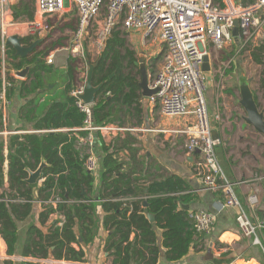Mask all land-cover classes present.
I'll use <instances>...</instances> for the list:
<instances>
[{
    "label": "trees",
    "instance_id": "16d2710c",
    "mask_svg": "<svg viewBox=\"0 0 264 264\" xmlns=\"http://www.w3.org/2000/svg\"><path fill=\"white\" fill-rule=\"evenodd\" d=\"M26 1L18 0L13 6L14 19L33 18L34 0ZM75 26L66 25L71 30ZM33 40L24 38L23 44L28 46ZM239 47L233 46L230 59L240 57L246 50ZM37 48L24 59L14 57L11 47L6 49L11 61L7 67L14 71L37 62L24 81L18 85L10 81L7 95L9 98L16 90L22 101L18 110L22 122L19 130L42 132L13 134L6 141L0 140V238L6 254H16L23 230V258L51 264L83 263L84 247L92 244L103 230V251L111 258V264H156L161 248L168 263H178L187 256L196 235L189 213L183 208L195 197L182 195L185 186L178 177H153L148 170V158L140 154L132 130L144 121L147 99L138 86L137 77L141 76L135 52L128 48L122 33L115 30L93 62L92 85L102 86L91 106L92 124L96 128L114 124L127 129L109 142L99 131L93 133L94 153L99 162L97 182L85 168L86 156L80 157L74 147L76 139L85 135L80 131L85 116L76 106V98L70 96L75 87L74 59L68 58L66 69L59 72L65 78L60 99L55 87L49 88L53 84L48 76L56 68L45 64L48 52ZM250 55L256 65L264 64V42L253 46ZM235 60L230 70H225L226 75L234 72ZM261 74L260 86L264 88V71ZM254 100L259 108L255 94ZM62 116L67 131L45 132ZM3 129L0 113V132ZM42 162V182L29 185L27 170L35 171ZM55 196L62 202L54 206ZM36 204L40 205L36 219L25 226Z\"/></svg>",
    "mask_w": 264,
    "mask_h": 264
},
{
    "label": "built area",
    "instance_id": "2783aa9c",
    "mask_svg": "<svg viewBox=\"0 0 264 264\" xmlns=\"http://www.w3.org/2000/svg\"><path fill=\"white\" fill-rule=\"evenodd\" d=\"M16 0H0V54L6 59L5 41L10 36L35 38L39 44L50 31L52 17L60 16L71 6L77 18L72 37L71 58L80 61L84 56L83 45L89 41L97 51L104 48L106 40L115 30L122 34H136L143 43L156 41L161 47V65L153 79H148V88L155 93L147 99V104L156 106L166 118H179L191 115L193 123L184 129L176 130L184 138L187 154H199L194 167L202 188L219 194L223 208L238 210L235 217L238 232L246 237L255 234V226L240 205L234 187L244 181L231 183L223 174L216 157L215 149L221 144L214 137L204 98L206 76L202 71L203 59L207 56L206 45L220 49L236 39L240 48L248 44L264 31V0H254L243 4L241 0H34V14L31 20L14 19L13 6ZM237 22L238 37L232 36L233 23ZM160 53V54H161ZM159 54V55H160ZM44 62L51 65L53 52H48ZM85 88V76L70 96L76 98V106L85 116L79 136L74 144L80 157L86 156L85 168L96 179L99 162L94 153L93 133L99 131L103 138L114 137L127 129L109 124L96 128L92 124V105L80 99ZM220 88V87H219ZM10 102L4 79L0 81V113L2 123ZM67 131L65 122L57 123L54 129L45 132ZM44 132V131H43ZM25 133H42L27 131ZM264 176L257 178V181ZM42 182L39 180L38 185ZM132 198H127L130 201ZM62 200L55 196L53 205ZM250 208L259 202L258 190L247 198ZM196 234H207L215 223L216 215L207 211H197L190 215ZM61 226V222L58 223ZM264 229V223L259 226ZM257 242V239L254 240ZM37 261V260H34ZM23 260L21 263H24ZM44 262V261H41ZM46 263H49L46 261ZM25 264V263H24Z\"/></svg>",
    "mask_w": 264,
    "mask_h": 264
},
{
    "label": "crops",
    "instance_id": "0c3cea01",
    "mask_svg": "<svg viewBox=\"0 0 264 264\" xmlns=\"http://www.w3.org/2000/svg\"><path fill=\"white\" fill-rule=\"evenodd\" d=\"M209 45L212 44L206 45V51L209 50ZM238 45L240 44L234 39V41L226 47L228 48V53L224 52V57L231 60L230 63L237 59L235 60L234 72L231 73V75L233 74L237 77V84L238 80L241 78V73H243L242 55L230 59L232 57L229 56V53L231 54L233 46L238 47ZM151 47L152 46L148 44V49ZM239 49L241 50L242 48L239 47ZM161 50L159 46L158 55L161 53ZM235 53L237 54V51ZM68 58L73 59L71 57ZM0 60V81L2 79L7 81L6 86L9 91L10 86L8 85H10V81L18 85L19 82L24 81L26 78L22 80L16 77L14 74L15 71L11 69V67H7V63L11 62L8 60L7 55L5 61L2 62L0 54ZM75 61L76 60H74V63ZM65 65L64 69L67 67V64ZM209 66L210 72L205 73L206 87L204 90V98L210 118L212 133L214 137H218L221 140V144L215 149L216 157L223 174L229 182H245L243 185L235 186L234 192L246 217L250 220L252 225L255 226V234L253 236L246 237L238 232L235 222L238 210L223 208L222 198L219 194L207 192L202 188L200 180L194 171V167L200 159L199 154H187L184 150V138L178 134H174L176 130L184 129L187 125L193 123L191 115L188 114L174 119L166 117L164 119L159 116L160 119H155L153 111L157 107L147 104L144 106L145 120L148 119L147 136L142 135L139 137L137 131L134 133L135 131L132 130V132L137 137L141 150L140 154L143 155L144 153L148 158V170L152 173L153 177H178L184 182L185 186L182 195H193L195 197L188 206H185L187 209L183 207L188 211L189 218L193 212L197 211H207L216 215L215 223L210 232L201 235L196 234L193 237V244L187 256L176 264H216V261H231L229 264H264V229H259V226L264 223V179L261 181L256 180L264 176V154L262 155V153L259 152V150L264 149V136L245 124L244 118L246 115L238 104L239 93L238 88H235L236 83L231 86V90L223 91V83L225 80L220 81V88L216 86V79H214L213 67L210 61ZM260 79L256 82L258 86H260ZM250 80V84L254 83L252 79ZM78 83H76L75 86ZM254 85L256 86V84ZM49 88H51V85ZM260 89L264 90L261 86ZM253 90L254 89H252V92L255 94L257 102L260 105L259 109L263 111L264 116V107L261 106L258 93ZM15 98L18 100L16 104ZM8 99L10 104L5 115V122L3 124L4 129L0 132V140L4 141H6L9 135L25 134V132L31 131L30 129L26 131L19 130L22 126V122L18 119V110L22 101L17 91L14 90L13 93L9 94ZM64 121L65 119L62 116L56 123L62 124ZM232 124H234V127ZM55 126L52 129H54ZM225 128L226 131L223 133V129ZM112 138L113 137H106L104 140L109 142ZM98 177L99 174L95 179L97 182ZM256 189L258 190L259 202L254 208H250L247 198L252 195ZM35 207L36 209L33 213H35L34 218L36 219L40 205L36 204ZM97 212L98 215L101 216L100 206L97 207ZM157 237L160 244L159 231L157 232ZM103 238L104 231L100 230L94 242L84 247L85 262H62L60 264H111V258H107V253L103 251ZM255 239H257V242H254ZM23 242L24 232L22 230L17 244L16 254L8 256L6 254L5 243L0 238V264H51V262L46 263L34 261V259L31 258H23L20 255ZM164 252V249L161 248L156 264H173L166 261ZM207 252H210L211 256L207 257ZM23 260H25V262L21 263Z\"/></svg>",
    "mask_w": 264,
    "mask_h": 264
},
{
    "label": "rangeland",
    "instance_id": "374dc122",
    "mask_svg": "<svg viewBox=\"0 0 264 264\" xmlns=\"http://www.w3.org/2000/svg\"><path fill=\"white\" fill-rule=\"evenodd\" d=\"M17 2L18 0H16V3ZM33 14H34V10H33ZM51 19H52V25L50 26V31L46 34V39H44V41H42L38 45L37 49L38 51L44 50L47 52H53L54 60L51 66H53L57 70L55 69V71L51 75H49L48 78H50V81L54 85L51 86V88L55 87L54 91L58 93V97L63 98L62 87L65 78L62 74H59V72L65 70L64 68L66 66L65 64H67V59L68 57L71 56L70 50L73 44L72 37L75 32V29L71 30L68 27H66V25L71 23L73 25H76L77 18L75 15V11L70 6L67 9H65L60 16H54ZM23 20L25 19H22V21ZM122 36L128 48L135 52V55L138 60L141 56L145 57V69L147 73V79L149 78L153 79L162 61V53L158 55V47H159L158 43L156 41H149L145 44L142 42L139 36L136 37V34L124 33L122 34ZM260 42H264V31L260 33V35L255 39L253 43L248 44L246 50L243 52L241 56L243 73H241L240 77L244 79H252V82L254 81V83L250 84L251 89H254L255 91L254 90L253 91L258 93L261 106L264 107V90L260 89V86H258L256 83L261 78L262 75L261 72L264 71V64L256 65L250 57L251 51L253 50V46L259 44ZM90 44L91 43L89 41H86L84 43L83 45L84 56L79 57L80 61H78L74 57V60H76L74 63L76 70L75 84L80 82V80H83L84 76L86 77L88 64H93V62L96 60L98 55L101 53V51H97L96 48L92 47ZM148 44L152 46L150 49H148ZM227 46L229 45H223L220 49H217L214 48L212 45H209L208 46L209 50L207 51V56L209 57V61L212 63V67H213L212 70L214 74L213 76L214 79H216V86L220 87V81L225 80L223 83V91L231 90V86L237 82V77L235 75L224 74V70L226 71L230 70L231 67V63H230L231 60H228L227 58L226 60H222V57H224V52L228 53V48H226ZM137 78L140 81L141 77L140 78L137 77ZM254 84H256V86ZM11 102H12V98H11ZM16 103H18L17 98H15V104ZM153 112L155 119H160V117L165 119V117H163L160 114L158 108L154 109ZM232 126L234 127V124H232ZM147 129H148V119L145 120V116H144V123H142L140 127L135 128L133 131H135L134 133H136L137 131V135H139L140 137L142 135L147 136V132H146ZM225 131L226 128L223 129V133H225ZM259 152L262 153L263 155L264 149L259 150ZM35 209L36 207L33 208L32 215L29 218V220H27L24 223L25 226L35 220L34 218L35 213H33Z\"/></svg>",
    "mask_w": 264,
    "mask_h": 264
},
{
    "label": "water",
    "instance_id": "95a60500",
    "mask_svg": "<svg viewBox=\"0 0 264 264\" xmlns=\"http://www.w3.org/2000/svg\"><path fill=\"white\" fill-rule=\"evenodd\" d=\"M237 22L235 21L233 23V30H232V36L237 38L238 37V29H237ZM23 38L18 36H10L5 41L6 47H11L14 51V57H18L20 59L27 58L33 51L36 49L39 45V40H34L30 45H24L23 44ZM37 65V62L34 64H24L20 69L15 70L14 74L16 77L24 80L29 71L34 68ZM93 70H94V64H88V70L85 78V88L83 94L80 96V99L84 102L86 105H93L95 101L96 94L101 88V84L97 86L92 85V77H93ZM138 70L140 72V81L138 82V86L141 90V95L143 98H148L151 95L155 93V90H150L148 88V79H147V73L145 69V57L141 56L138 60ZM202 71L204 73L210 72V66H209V58L208 56H205L203 59V65H202ZM240 72V71H239ZM250 79H244L240 78L238 80L237 88L239 93V99L238 104L239 106L244 110L245 112V118L244 122L248 126L252 127L257 133L264 136V116L263 111L260 110L256 102L254 100V93L252 92V89L250 87ZM45 167V164L42 162L35 171H29L28 172V178L26 182L29 185H35L39 182L41 177V172L43 168ZM187 209V207H185ZM149 220L153 222V217L148 216ZM207 257L211 256L210 252H207Z\"/></svg>",
    "mask_w": 264,
    "mask_h": 264
},
{
    "label": "bare ground",
    "instance_id": "6f19581e",
    "mask_svg": "<svg viewBox=\"0 0 264 264\" xmlns=\"http://www.w3.org/2000/svg\"><path fill=\"white\" fill-rule=\"evenodd\" d=\"M239 264H241V263H239Z\"/></svg>",
    "mask_w": 264,
    "mask_h": 264
}]
</instances>
